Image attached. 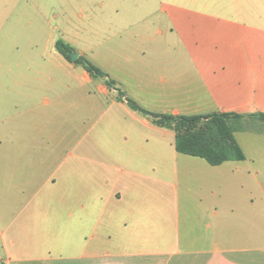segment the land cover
I'll return each instance as SVG.
<instances>
[{"label": "crops", "instance_id": "0c3cea01", "mask_svg": "<svg viewBox=\"0 0 264 264\" xmlns=\"http://www.w3.org/2000/svg\"><path fill=\"white\" fill-rule=\"evenodd\" d=\"M155 1L90 0L91 32L121 60L115 88L156 113H264V0ZM0 88V261L264 264V185L224 169L238 161L177 152L105 82V101L39 96L50 81Z\"/></svg>", "mask_w": 264, "mask_h": 264}, {"label": "rangeland", "instance_id": "374dc122", "mask_svg": "<svg viewBox=\"0 0 264 264\" xmlns=\"http://www.w3.org/2000/svg\"><path fill=\"white\" fill-rule=\"evenodd\" d=\"M89 4L90 0H0V83L50 81L52 89L45 94L40 92L39 96H60L68 102H76L90 93L104 101L114 95L115 92L105 95L97 91V84L105 82L101 78L92 77L91 83H85L81 77L83 67L66 60L55 47L60 39L72 47V53L82 55L110 79L115 81L122 77L120 58L106 53L111 33L104 30L97 36L91 32L94 24L90 22L91 13L95 11L92 8L89 12L92 7ZM82 5L86 6V13L80 21L77 13ZM3 91L0 88V103L2 97L9 98ZM7 114L8 111H0V119ZM243 126L264 131V124L255 119L244 120ZM234 134L245 159L224 165V169L236 166L249 170L264 185V133L241 130ZM253 159L257 162L252 163ZM253 205L260 212L264 211V201L259 195Z\"/></svg>", "mask_w": 264, "mask_h": 264}, {"label": "trees", "instance_id": "16d2710c", "mask_svg": "<svg viewBox=\"0 0 264 264\" xmlns=\"http://www.w3.org/2000/svg\"><path fill=\"white\" fill-rule=\"evenodd\" d=\"M55 47L68 61L81 65L91 77H98L106 85L115 88V81L90 63L82 55L71 60L72 47L57 40ZM116 98L125 101L127 106L147 118L158 127L170 129L175 134L174 145L177 152L203 158L210 165H219L225 161H240L245 155L235 139L234 132L244 130V120L255 118L264 124V113L210 112L205 114L174 115L156 113L140 106L133 99L125 96L119 88Z\"/></svg>", "mask_w": 264, "mask_h": 264}, {"label": "water", "instance_id": "95a60500", "mask_svg": "<svg viewBox=\"0 0 264 264\" xmlns=\"http://www.w3.org/2000/svg\"><path fill=\"white\" fill-rule=\"evenodd\" d=\"M77 56H78V53H71V60L76 59Z\"/></svg>", "mask_w": 264, "mask_h": 264}, {"label": "built area", "instance_id": "2783aa9c", "mask_svg": "<svg viewBox=\"0 0 264 264\" xmlns=\"http://www.w3.org/2000/svg\"><path fill=\"white\" fill-rule=\"evenodd\" d=\"M8 261H9L8 259H3L0 261V264H8Z\"/></svg>", "mask_w": 264, "mask_h": 264}]
</instances>
